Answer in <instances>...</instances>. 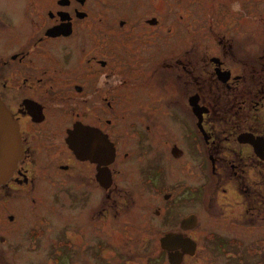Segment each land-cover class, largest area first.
<instances>
[{"label": "flooded vegetation", "instance_id": "af4514ba", "mask_svg": "<svg viewBox=\"0 0 264 264\" xmlns=\"http://www.w3.org/2000/svg\"><path fill=\"white\" fill-rule=\"evenodd\" d=\"M158 1L0 0V264H264V19Z\"/></svg>", "mask_w": 264, "mask_h": 264}, {"label": "rangeland", "instance_id": "374dc122", "mask_svg": "<svg viewBox=\"0 0 264 264\" xmlns=\"http://www.w3.org/2000/svg\"><path fill=\"white\" fill-rule=\"evenodd\" d=\"M235 2L238 8L233 7ZM261 3H264V0H175L158 1V6L160 12L166 11L171 14L173 29L187 31L192 35V45L194 46L198 44L199 37H203V30L224 31L233 27L254 30L261 28L259 19H264V8H257ZM236 11H242V13L238 17L240 23L235 25L234 15L238 13ZM244 14L256 18V22L244 25L243 23L246 22ZM230 16L234 17V21L229 23L227 18ZM209 23H211V28L208 26Z\"/></svg>", "mask_w": 264, "mask_h": 264}, {"label": "water", "instance_id": "95a60500", "mask_svg": "<svg viewBox=\"0 0 264 264\" xmlns=\"http://www.w3.org/2000/svg\"><path fill=\"white\" fill-rule=\"evenodd\" d=\"M72 148V140H69ZM22 157L18 128L9 112L0 102V185L13 174Z\"/></svg>", "mask_w": 264, "mask_h": 264}]
</instances>
